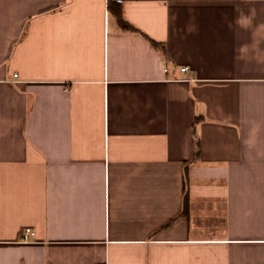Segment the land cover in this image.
Segmentation results:
<instances>
[{
	"label": "crops",
	"instance_id": "1",
	"mask_svg": "<svg viewBox=\"0 0 264 264\" xmlns=\"http://www.w3.org/2000/svg\"><path fill=\"white\" fill-rule=\"evenodd\" d=\"M116 1L0 0V264H264V0Z\"/></svg>",
	"mask_w": 264,
	"mask_h": 264
},
{
	"label": "trees",
	"instance_id": "2",
	"mask_svg": "<svg viewBox=\"0 0 264 264\" xmlns=\"http://www.w3.org/2000/svg\"><path fill=\"white\" fill-rule=\"evenodd\" d=\"M108 7H109V10L117 17L119 24L121 25V27L124 30L137 31L133 26H131V24H129L127 21L124 20V18L122 16V10H121L120 2H118L116 0H108ZM149 40L154 47H156L157 49H159L163 53V55L165 54V46L163 43L155 41V40L150 39V38H149Z\"/></svg>",
	"mask_w": 264,
	"mask_h": 264
},
{
	"label": "built area",
	"instance_id": "3",
	"mask_svg": "<svg viewBox=\"0 0 264 264\" xmlns=\"http://www.w3.org/2000/svg\"><path fill=\"white\" fill-rule=\"evenodd\" d=\"M165 71H168V68H165ZM181 71L186 73V72L189 71V67L188 66H183V67H181ZM187 80H191V78H187ZM30 235H34V232H28L27 231V232H25L23 237H24L25 240H27Z\"/></svg>",
	"mask_w": 264,
	"mask_h": 264
}]
</instances>
